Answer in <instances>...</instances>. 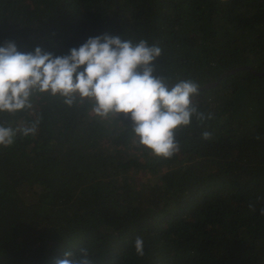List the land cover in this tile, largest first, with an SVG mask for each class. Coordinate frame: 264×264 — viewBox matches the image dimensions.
<instances>
[{
	"label": "trees",
	"instance_id": "obj_1",
	"mask_svg": "<svg viewBox=\"0 0 264 264\" xmlns=\"http://www.w3.org/2000/svg\"><path fill=\"white\" fill-rule=\"evenodd\" d=\"M104 34L160 46L156 75L171 84L250 69L198 89L213 118L178 129L167 159L87 99L34 93L31 108L0 112L37 129L0 146V264L81 248L97 264H264V0H0V46L63 56Z\"/></svg>",
	"mask_w": 264,
	"mask_h": 264
},
{
	"label": "clouds",
	"instance_id": "obj_2",
	"mask_svg": "<svg viewBox=\"0 0 264 264\" xmlns=\"http://www.w3.org/2000/svg\"><path fill=\"white\" fill-rule=\"evenodd\" d=\"M161 54L160 46L144 39L133 44L110 34L90 37L63 56L39 46L24 53L14 41H6L0 46V112L31 108L34 93L58 95L68 106L87 99L95 115L123 114L141 146L157 157L171 158L180 150L176 131L189 126L193 116L203 123L213 115H205L193 103L199 87L196 81L180 80L170 87L165 77L156 75L155 61ZM36 130L35 124L19 129L0 124V146L10 147L18 133L27 136ZM202 135L211 138L208 131ZM260 212L264 215V208ZM134 248L138 256L145 255L142 237L136 238ZM55 264L97 262L88 249L81 248L78 253L65 251Z\"/></svg>",
	"mask_w": 264,
	"mask_h": 264
},
{
	"label": "water",
	"instance_id": "obj_3",
	"mask_svg": "<svg viewBox=\"0 0 264 264\" xmlns=\"http://www.w3.org/2000/svg\"><path fill=\"white\" fill-rule=\"evenodd\" d=\"M242 69H250V67H249V66H239V67L232 68V69H230V70H228V71L222 73V75H220V77H219V79H218L217 81H213V82L206 83V84H204V85L198 87V89L202 90V89H205V88H208V87H213V86H215V85L217 84V82H218L221 78H223L224 76L229 75V74H232V73H234V72H236V71H238V70H242ZM257 74H262V73H257ZM169 85H170V87H171V85H173V84L169 83Z\"/></svg>",
	"mask_w": 264,
	"mask_h": 264
}]
</instances>
